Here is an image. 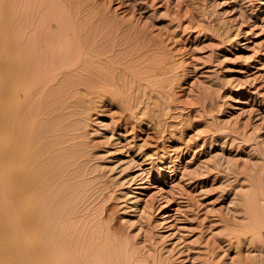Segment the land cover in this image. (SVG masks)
<instances>
[{"label": "rangeland", "instance_id": "rangeland-1", "mask_svg": "<svg viewBox=\"0 0 264 264\" xmlns=\"http://www.w3.org/2000/svg\"><path fill=\"white\" fill-rule=\"evenodd\" d=\"M66 1L0 0V61L4 29L16 25L15 10L26 24L36 19L33 24L40 25L38 16L59 9L75 13L78 26L90 20V26L116 30L120 39L113 54L122 53L120 65H127L121 78L116 77V86L108 88L106 99L83 100L86 93L79 88L67 98L72 103L61 110L63 114L52 113L58 115L53 118L60 126L54 133L61 140L56 148L63 158L58 170L68 173L55 188V209L67 214H61L63 222L56 221L61 229L55 238L60 251L48 259L50 264H239L245 255L257 257L258 250L229 246L226 236L239 224L238 218L247 216L241 222L248 218L242 210L247 199L248 204L250 198L253 205L264 204V0ZM50 23L55 26L54 20ZM133 40L137 44L132 46ZM140 53L143 57L138 60ZM4 78L0 63L1 105ZM53 118L51 125L56 122ZM0 211L2 240L16 243L1 197ZM25 229L31 244V232ZM35 245L25 262L43 264L46 257L35 253ZM82 253H87L86 258ZM16 257L10 252L5 258Z\"/></svg>", "mask_w": 264, "mask_h": 264}, {"label": "bare ground", "instance_id": "bare-ground-1", "mask_svg": "<svg viewBox=\"0 0 264 264\" xmlns=\"http://www.w3.org/2000/svg\"><path fill=\"white\" fill-rule=\"evenodd\" d=\"M24 1H26V0H24ZM64 1H66V0H64ZM22 2H23V0H22ZM16 4L18 6L17 1H16ZM50 4H49V6H50ZM57 4L58 3H56V5ZM66 4H67V1H66ZM19 6H20V4H19ZM38 7H40V6H38ZM70 7H72L71 3H70ZM59 8H60V6H59ZM13 10H14V8H13ZM35 11H36V9H35ZM40 11H41V9H40ZM30 12L31 11L29 9V13ZM45 12H44V15L37 17V20H40V22L42 20V23L39 25L36 23L33 24V22L36 19L32 22V24H26L25 21L21 20L20 13L17 10H15V12L13 14V16L15 18L13 19V21L15 20L16 25L14 27H12L11 29H9V27H6L4 29L5 31L2 30V32L4 31V34H3L4 39L2 42V54H1L0 63H1V67H2V73H3L5 78H4V81L1 83L2 87H3L1 90L3 103H2V105L0 104L2 107V113H0V114H2L1 119H2V123H3L2 124L3 125L2 126V138H1L2 139L1 152H2L3 156L1 158L2 161H1V168H0V197H1L3 205L5 206V214H7V216L9 217V220H10V221L9 220L7 221L8 222L7 223L8 230H9V232L12 231L16 234V236L18 237V241L16 243L15 242L10 243V242L6 241L7 243H5L2 240L3 234H1V232H0V264H39L37 261H34L33 263H29V262L26 263L25 262L26 261V255L32 254V246L34 244H36L35 246L37 249V252H35V253H37L38 255L40 254L41 256L44 255V257H46V259L44 258V260H46V261L43 264H50L51 263V262H49L50 258L59 254L60 250H59V246L55 242V238L57 235H59L61 233V229H60V225H58V223L56 221H58L59 219H61L63 217V216L61 217L62 213H63V215L67 214V213L62 212L60 214L55 209V203H56V197H57L55 188H56V184H57L58 179L60 177L63 178L68 169L67 170L65 169L66 172L63 171L64 173L58 170V167L62 163L63 158L61 157L62 151L60 152L58 150L59 148L58 149L56 148V147H59V143H61L60 142L61 140L56 139L57 133L54 134L56 128L58 127L59 122L57 120H59V119L55 120L53 117L63 114V111H65V110H63V111H61V110L64 109L65 106L67 107L68 102H71L70 101L71 99H67V98L69 96L71 97V95L74 94V90L79 91V88L80 89L82 88L83 91H85V93H86V98L83 96L85 98L83 100H86V99L91 100L92 98H96V97L99 98L100 100L106 99L108 96L107 94L110 93L109 91H111L108 88L111 85L116 86V84L118 83V79L116 77L120 76L122 72L126 71L125 67L127 66V65L124 66V64H122V63L121 64L123 65V67L120 65L121 61L119 59L121 58L122 53L121 54L120 53L119 54L118 53L113 54L114 51L116 52V50L114 49V46L116 45V42H118L120 39V36H119V34H117L116 30L115 31L111 30V29L107 30L109 28L108 25H107L106 30H104L101 27H98L99 25L94 26V27L90 26L91 22H89L90 21L89 19H88L89 21L87 23L85 22V24L78 26V23H77V25L74 23V22H77V21H75L77 15L73 12L72 13L71 12H62V11H59V9L54 11V13H51V14H47V12H48L47 11L46 15H45ZM74 12H77V10ZM29 13H28V15L30 16ZM40 13H43V11H41ZM40 13H38V15H40ZM95 14H96V12H95ZM99 14H101V13H99ZM84 15H86V14H84ZM94 15L92 13V16H94ZM83 16L81 18H84ZM96 18H98V16ZM32 19H33V17H32ZM49 19H50V21H49V25H48ZM6 20H9V19L7 18ZM53 20L55 22L54 27L52 26L53 24L50 23V22H53ZM103 20H105V18ZM28 21H29L28 23H30L31 20H28ZM86 21H87V19H86ZM96 21H97V19H96ZM46 22H47V25H45ZM102 23L104 24L103 21H102ZM95 24H93V25H95ZM103 24H102V26H103ZM104 25H106V24H104ZM120 34H121V30H120ZM3 36H2V38H3ZM121 37H123V35ZM133 39H135L137 41V38H133ZM127 40H129V39H127ZM143 40H142V42L146 41V40H144V41ZM133 41H131L129 44L132 45V44L136 43V41H134V43H132ZM139 42H141V40H139ZM129 44H127V45H129ZM120 45H122V44H120ZM127 45H125L126 49H127ZM148 46H149V44H148ZM138 47H139V44H138ZM142 47H145V45L143 46V43H142ZM142 47H139V48H142ZM150 47H151V45H150ZM117 49H119V48H117ZM128 49L131 50V48H128ZM134 49H136V47H134ZM149 49H147V50H149ZM121 51H123V50H121ZM144 51H146V49ZM140 52H142V51H140ZM133 53H136V51ZM133 53H131V54H133ZM148 53H149V51H148ZM141 54L142 53H140L138 56L136 55L138 57L137 58L138 60L141 58ZM123 55H124V53H123ZM126 55H128L127 52H126ZM134 55H133V57H134ZM144 56H146V53ZM147 56H148V58H150L149 54ZM124 57H122V58H124ZM133 57H130V58H133ZM142 57H143V54H142ZM128 59L129 58H126V60H128ZM126 60L124 62H126ZM131 60H134V59H131ZM143 60H145V59H143ZM128 61H130V59ZM131 62H133V61H131ZM131 62H129L130 66H131ZM140 62L141 61L137 62L138 64H136V65H139ZM147 64L145 66V69H146V67H148ZM136 65H134V66H136ZM141 66H142V68H144L143 67L144 64ZM139 69L138 70L136 69V70L139 72ZM72 70H75L76 72L78 71V73H76L75 75L73 73V75H72ZM148 70H150V69H148ZM148 70H145V71L147 72ZM134 72H136V71H134ZM137 73H135V74H137ZM139 73H142V71ZM11 74L13 75V77H12L13 82H12V86L10 87V85H11V83H10ZM132 74H134V73H132ZM136 76H138V75H136ZM127 77H129V76H126V78ZM141 77L143 78V75ZM120 78H121V76H120ZM122 78H124L123 75H122ZM124 84H125V82H124ZM129 84L130 83H128V85ZM130 87H132V86L130 85ZM126 88H128L127 85H126ZM82 89H81V91H82ZM141 90H142V88H141ZM78 91H76V92L80 93ZM76 92H75V94H76ZM116 93H117V91H116ZM125 95H128V94H125ZM137 98L139 99V96L136 97V103H137ZM73 101H74V99H73ZM128 102H130V101H128ZM74 103H76V102H74ZM77 104H79V103H77ZM80 104H82V103H80ZM69 106L70 105H68V107ZM133 106H135V105H133ZM133 106H132V108H133ZM73 107H76V106L73 105ZM140 107H142V106H140ZM78 108H79V106H78ZM56 110L59 112L61 111L62 113H60V114L58 113V115H56V113H54L55 115H53L52 113L55 112ZM70 110H72V109H70ZM77 110H79V113H80V109H77ZM81 110H84V109L82 108ZM129 110H130V108H129ZM76 112L78 113V111H76ZM51 115H53V116H51ZM68 116H70V115H68ZM68 116H66V117H68ZM51 117L56 121L54 123L55 125L54 124L51 125V123H49V119ZM42 120L45 122L42 123L41 122ZM54 120H52V121H54ZM70 123L72 124V122H70ZM0 124H1V122H0ZM66 125H67V123H66ZM73 125H75V124L73 123ZM63 126H64V124H63ZM67 131H69V130H67ZM53 134L55 135V140H51V138H49ZM72 134H74V133L72 132ZM68 137H70V136H68ZM65 139H66V137H65ZM66 146H68V145H66ZM73 146H75V145H73ZM61 148H62V146H61ZM69 148H71V147H69ZM69 150H68V152H69ZM73 150H75L74 147L70 151H73ZM64 152L67 153L66 150H64L63 153ZM82 153H84V152H82ZM77 158H78V156H77ZM69 160H67V161L69 162ZM63 164H65V163H63ZM66 164H67V162H66ZM77 166L75 165V168ZM78 169L79 168L77 167V170ZM71 170H73V169L71 168ZM69 173L71 174L70 171H69ZM79 173H82V170H81V172L79 171ZM70 174H68V175L72 176ZM75 174L77 175V173H75ZM69 179H70V177H69ZM66 180H68L67 177H66ZM62 181H63V179H62ZM64 182H65V180H64ZM67 183H69L71 185L72 182L71 183L67 182ZM72 184H74V182ZM261 190H262V188H260V193H261ZM60 192H62V189ZM258 193H259V191H258ZM244 194H245V192H244ZM258 195L261 196V194H258ZM259 197H258V201L260 200ZM253 199H255V198H253ZM248 200L249 199H247V201ZM250 200L252 201L251 198H250ZM247 201L243 204L244 205V208L242 207L243 209L240 208V206H242V205L238 206V211L240 208L239 212H242V214H243L244 212L241 211V209L244 210L247 213L248 218L245 221L241 222V218L243 217V215L241 214L242 217L238 218V219H240L239 222L236 221V219H235L236 223H239V224L238 225L236 224V226L235 225L233 226V223H232L233 227L230 230L227 229V231L228 230L229 231L227 232L226 240L228 241L229 246L233 245V248L235 245L238 248H239V246H242L245 248L250 247V249H252V250H258V252H257L258 256L257 257H255V255H256L255 253H254L255 254L254 257H252L253 255H250V257H249V255H245V258L243 260H240V262H237V263H239V264H264V256L261 254L264 252V204L262 206H257V205H255V203H254V205L251 204V201L248 204ZM254 202H256V200ZM256 204H257V202H256ZM234 210H236V209H234ZM65 211L67 212L66 209H65ZM233 212L235 213V211H233ZM233 215H235V214H233ZM2 217H4V216H2ZM245 217H247V216L245 215ZM244 218H242V219H244ZM232 219H231V222H232ZM65 220H66V218H65ZM59 221H62V220H59ZM229 223L230 222H228V224ZM63 224H65V223H63ZM24 225L27 228H29V230L31 232V238H30L31 244L26 240L25 231L27 229H25ZM64 226H65L64 228H66L67 225H64ZM229 226H230V224H229ZM4 228L5 227H3V229ZM5 229L3 230L4 232H6ZM68 230H69V228H68ZM66 231H67V229H66ZM63 235H65V234H63ZM66 235H67V233H66ZM70 235H71V232H70ZM70 235H68V236L70 237ZM16 236H15V239H16ZM39 237L42 239V241L39 240ZM71 239H72V237H71ZM6 240H7V238H6ZM28 240H29V237H28ZM69 240H70V238H69ZM11 241H13V238ZM65 241H66V239H65ZM70 242H71V240H70ZM68 243H69V241H68ZM83 246H84V244H83ZM75 247H76V244H75ZM217 247H218V244H217ZM78 248H79V246H78ZM69 250H71V249L69 248ZM78 251H79V249H78ZM104 251L110 252L109 249H108V251L106 249ZM237 251H239V250L237 249ZM246 251H247V249H246ZM249 251L250 250H248L247 253H249ZM10 252L12 255H15L17 253V257L13 258V259L12 258L6 259L5 258L6 255H8V253H10ZM106 252L104 254H107ZM101 253H103V250L101 251ZM112 253L115 254V252H112ZM239 253L240 252H238L237 254H239ZM86 254L87 253H85V254L82 253L81 255L84 256ZM108 254H110V253H108ZM88 255H90V254H88ZM124 255H126V254H124ZM124 255H122V257ZM76 256L78 257V255H76ZM116 256H117V254H116ZM102 257H103V254H102ZM108 257L110 259L111 256H108ZM112 257H113V254H112ZM72 258H73V256H72ZM81 258H83V257L81 256ZM84 258H86V257L84 256ZM91 258L93 259V257H91ZM107 258H105V259H107ZM79 259H80V257H79ZM92 259H90V262ZM125 259L126 258H122V261L123 260L125 261ZM238 260L239 259H237V261ZM72 261L74 262L73 259H72ZM77 261H79V260H77ZM85 261H86V259H85ZM104 261H102V262H104ZM114 261H116V260L114 259L113 262ZM39 262L41 263L40 259H39ZM68 262H70V261H68ZM81 262L83 263V261H81ZM52 264H62V262H59V263L53 262ZM78 264H80V263H78ZM116 264H118L117 261H116Z\"/></svg>", "mask_w": 264, "mask_h": 264}]
</instances>
